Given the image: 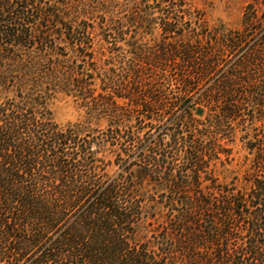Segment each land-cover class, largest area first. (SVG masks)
<instances>
[{
    "label": "trees",
    "instance_id": "1",
    "mask_svg": "<svg viewBox=\"0 0 264 264\" xmlns=\"http://www.w3.org/2000/svg\"><path fill=\"white\" fill-rule=\"evenodd\" d=\"M157 19L176 40L132 44L131 102L160 130L128 161V32ZM207 22L187 0H0V264H264V0ZM63 97L80 118H54Z\"/></svg>",
    "mask_w": 264,
    "mask_h": 264
},
{
    "label": "rangeland",
    "instance_id": "2",
    "mask_svg": "<svg viewBox=\"0 0 264 264\" xmlns=\"http://www.w3.org/2000/svg\"><path fill=\"white\" fill-rule=\"evenodd\" d=\"M202 8L207 13V26L213 27H224L225 29H239L241 28V19L244 8L250 0H187ZM182 25H187L185 21L181 22ZM179 24V25H181ZM190 26H197V23L190 22ZM156 30L153 33H135L133 30L128 32V161L138 154L140 149L147 143V139L150 135L155 136L160 128L157 125L154 129L147 126V122L150 119L147 118L146 113L141 107L136 108L137 111H132L133 105L131 99L133 97V80H134V57L140 52L136 50L132 44L136 43L139 45H145L151 47L153 44L158 43L162 40H176L173 36H169L162 32V24L159 19L152 23ZM130 28H133L131 26ZM149 53V52H146ZM165 92L168 95L170 102L174 101V93L172 88H166ZM174 90V88H173ZM200 108V107H199ZM52 114L54 118L61 123L68 121H75L81 117L82 111H80L72 102L71 98L63 97L59 98L51 106ZM202 109V108H201ZM203 111V110H202ZM196 114V113H195ZM197 115V114H196ZM199 116V115H198ZM157 124V121H151ZM132 149L135 154L130 156ZM241 171V164L234 162L232 166H221L218 165L216 175L221 181H227L231 178L233 171Z\"/></svg>",
    "mask_w": 264,
    "mask_h": 264
},
{
    "label": "water",
    "instance_id": "3",
    "mask_svg": "<svg viewBox=\"0 0 264 264\" xmlns=\"http://www.w3.org/2000/svg\"><path fill=\"white\" fill-rule=\"evenodd\" d=\"M202 112H203V111H202V109H201V108H197V109H196V114H197V115H201V114H202Z\"/></svg>",
    "mask_w": 264,
    "mask_h": 264
}]
</instances>
